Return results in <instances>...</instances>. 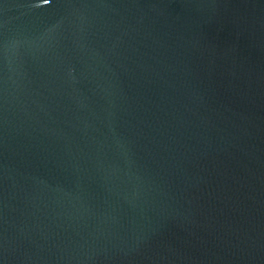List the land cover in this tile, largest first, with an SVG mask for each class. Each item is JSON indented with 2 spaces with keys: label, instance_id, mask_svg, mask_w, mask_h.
<instances>
[{
  "label": "water",
  "instance_id": "1",
  "mask_svg": "<svg viewBox=\"0 0 264 264\" xmlns=\"http://www.w3.org/2000/svg\"><path fill=\"white\" fill-rule=\"evenodd\" d=\"M0 264H264V0H0Z\"/></svg>",
  "mask_w": 264,
  "mask_h": 264
}]
</instances>
